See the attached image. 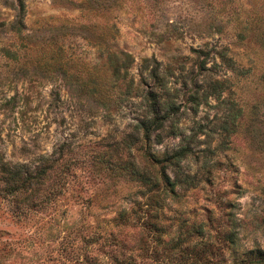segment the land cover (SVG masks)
Wrapping results in <instances>:
<instances>
[{"label": "rangeland", "instance_id": "1", "mask_svg": "<svg viewBox=\"0 0 264 264\" xmlns=\"http://www.w3.org/2000/svg\"><path fill=\"white\" fill-rule=\"evenodd\" d=\"M78 1L24 0L26 31L61 23L99 26L102 19L81 9ZM151 1L123 0L114 18L115 44L134 57L130 71L135 80L140 57L153 55L172 65L169 81L178 86L179 65L183 74L190 67L195 71L192 51H208L209 70L203 73L232 81L233 98L242 108L235 131L227 136L220 131L222 97H208L194 111L189 104L181 107L180 133L153 146L171 150L192 136L190 152L179 164L198 182L181 191L178 200L157 196L156 204L137 181L92 158L128 131L137 100L108 117L100 110L91 112L59 78L29 83L12 72L0 53V158L33 165L60 143H69L78 157L86 154L83 163L70 166L61 189L40 204L15 203V197L0 190V264H231L219 233L230 228L239 249H264V92L256 79L264 70V0H233L224 8L218 0L210 7L203 0H159L158 18L150 14ZM11 13L0 4V20ZM245 23L259 28L252 39L246 31L242 39L236 36ZM215 27L221 31L214 32ZM74 31L70 44L64 38V47L69 44L91 57L95 47ZM48 34L43 28L39 33ZM7 36L0 32V44ZM222 46L235 66L252 72L233 73L220 63L214 51ZM228 217L237 225H224ZM197 224L203 232L194 231Z\"/></svg>", "mask_w": 264, "mask_h": 264}, {"label": "trees", "instance_id": "2", "mask_svg": "<svg viewBox=\"0 0 264 264\" xmlns=\"http://www.w3.org/2000/svg\"><path fill=\"white\" fill-rule=\"evenodd\" d=\"M65 1L73 3V0ZM203 1L209 7L212 4V0ZM78 2L81 9L100 17L102 23L99 26L95 23L80 24L76 28L65 23L55 27L36 26L33 31L27 32L24 0H0V4L12 12L10 18L0 20V32L8 34L0 44L1 55L9 59L12 72L19 73L29 83L34 80L40 83V79L55 82L59 78L71 97L91 112L100 110L108 117L121 107L133 105L132 101L137 100L134 121L127 124L128 131L106 143V148L92 155V158L110 169H117L121 176L137 181L149 192L147 196L156 204L157 196L160 199L170 197L178 200L181 191L198 182L195 175L184 173L179 164L190 152L189 142L193 137L189 136V141L185 142L182 139L183 142L171 150L164 148L157 151L153 143H161L165 137L178 135L180 108L189 104L194 111L208 97H222L225 109L219 124L220 131L225 136L234 132L236 121L242 115V108L233 98V82L225 77L203 73L209 70L205 67L209 52L197 49L192 51L196 70L193 71L190 67L188 74L191 75L188 78V74L181 73L183 64H180L177 76L182 81L178 86L175 81H169L173 74L172 65L162 63L153 55L140 57L138 78L135 80L130 71L134 57L115 44L118 27L114 18L123 7V0ZM162 2H150V14L153 17L158 18L156 12L161 10ZM231 2L233 0H218L223 8ZM42 28L49 30L46 37L39 35ZM256 29H259L258 26L242 24L236 36L242 39L246 32H250L249 38L252 39ZM74 30H79L80 37L95 47L91 57L87 52H77L76 48L69 46L72 41L69 38L75 35ZM220 31L221 29L214 28V32ZM64 38L69 43L66 47L63 44ZM226 51V46L214 51L220 63L225 64L233 73L252 72L250 68L235 66L234 59ZM186 78L190 82L188 89L185 88ZM256 79L263 93L264 70L258 73ZM53 94L57 100V92L53 91ZM84 155L86 154L78 157L69 143H60L49 154L40 155L33 165L9 163L0 158V190L15 197V203L24 202L29 206L40 204L61 189L70 166L76 162L83 163ZM209 178L206 175L204 180L208 181ZM20 194H24V197L18 198ZM227 220L224 225H237L233 217H228ZM260 221L264 233V212ZM202 230L200 226L194 229L195 232H203ZM219 233L228 245L227 249L232 256L231 264H264V249L257 245L239 249L236 231L232 228Z\"/></svg>", "mask_w": 264, "mask_h": 264}]
</instances>
